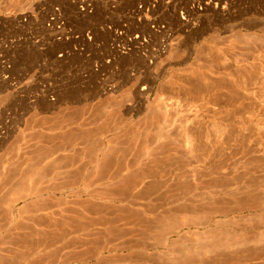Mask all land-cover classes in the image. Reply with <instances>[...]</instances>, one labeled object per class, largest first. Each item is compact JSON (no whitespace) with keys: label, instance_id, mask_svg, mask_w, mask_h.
<instances>
[{"label":"rangeland","instance_id":"rangeland-1","mask_svg":"<svg viewBox=\"0 0 264 264\" xmlns=\"http://www.w3.org/2000/svg\"><path fill=\"white\" fill-rule=\"evenodd\" d=\"M96 38L108 41V76L106 52L92 53ZM260 38L264 0H0V264H205L206 258L212 264H264L263 173L240 172L241 192L228 197L232 206L227 198L218 202L226 215L183 214L173 219L178 223L167 222L164 234L151 236L141 210L161 193H140L156 174L179 164L154 168L162 151L145 160L138 154L147 136L185 141L186 128L198 120L199 137L210 149L202 155L245 162L242 167L264 160ZM71 64L88 70L72 72ZM187 74L191 84L203 78L206 85L196 83L213 85L196 98L186 87ZM224 77L233 91L219 87ZM135 82L140 97L130 94ZM162 85L174 89L169 87L168 107L147 116L145 104L143 114L145 91L154 104ZM215 112L229 120L218 124ZM106 163L108 176H128L142 163L145 178L128 184L108 178L105 192L99 179Z\"/></svg>","mask_w":264,"mask_h":264},{"label":"bare ground","instance_id":"bare-ground-1","mask_svg":"<svg viewBox=\"0 0 264 264\" xmlns=\"http://www.w3.org/2000/svg\"><path fill=\"white\" fill-rule=\"evenodd\" d=\"M238 39V38H237ZM258 39V38H257ZM256 39V40H257ZM261 39V38H260ZM259 39V40H260ZM263 39V38H262ZM261 39V40H262ZM264 40V39H263ZM261 41V42H263L264 43V41ZM254 41V40H253ZM252 41V42H253ZM248 42V41H247ZM246 42V44H248ZM257 42V41H256ZM255 41H254V43H256ZM260 42V43H261ZM254 43H253V45H254ZM258 43V42H257ZM249 44H251L252 45V43L250 42ZM256 45V44H255ZM234 48V47H233ZM211 50V49H210ZM209 50V51H210ZM211 51H213V48H212V50ZM210 53H212V52H210ZM213 53H215L214 51H213ZM216 55V54H215ZM214 55V56H215ZM221 55V54H220ZM213 56V55H212ZM216 57V56H215ZM217 57H218V55H217ZM233 57V56H232ZM231 58V57H230ZM234 58V57H233ZM216 59V58H215ZM219 58H217V60H216V62H217V64H219L220 65V63H218L219 62V60H218ZM223 58H221L220 59V61L222 60ZM212 60V59H211ZM230 60V59H229ZM232 61V60H231ZM208 63H213V62H208ZM236 63V62H235ZM214 64V63H213ZM216 64V65H217ZM222 65V66H221ZM220 66L221 67H223V66H225V65H223V63L221 64ZM210 66L212 67L213 65H211L210 64ZM206 68H207V70L209 69L207 66H205ZM216 67V66H215ZM221 67H219V68H221ZM228 67V66H227ZM252 68H255L256 69V67H257V65H256V67L254 66H251ZM251 68V69H252ZM260 67H257V70L259 69ZM196 69V68H195ZM205 69V68H204ZM216 69H218V68H216ZM250 69V70H251ZM205 70V72H207V73H204V74H209L210 72H208V71H211V70ZM227 70V69H226ZM201 71H203V70H201ZM217 71V70H216ZM220 71V70H219ZM259 71V70H258ZM192 72V71H191ZM197 72V71H196ZM196 72H193V73H195V75L197 74ZM199 72V71H198ZM204 72V71H203ZM213 72V71H212ZM223 72H225L224 70H223ZM257 72V71H256ZM189 73V72H188ZM202 73V72H201ZM217 73V72H216ZM230 73V72H229ZM257 73H259V72H257ZM225 74H226V72H225ZM245 74V73H244ZM198 75H199V73H198ZM202 75V74H201ZM200 75V76H201ZM212 74L210 73V76H211ZM214 75H215V73H214ZM213 75V77L211 76V78H215V76ZM227 75H228V73H227ZM255 75V74H254ZM187 77H185L186 79H187V81H186V79H185V81L186 82H188V86H186L187 87V89L190 91V93L189 94H191V95H193V94H196V96H198V97H196V98H200V95H201V93L205 90V89H208L209 87V85L211 86V85H213V83L211 82V81H209L211 84H209L208 86H206V87H203L202 86V84H201V82L204 80L203 78H202V80H200V79H197V80H200L201 82H199L200 84H198V83H196L197 82V80L194 82L193 81V83L191 84V81L189 82L188 80V74L186 75ZM208 76V75H207ZM206 76V77H207ZM218 78H219V80H220V78H221V76L219 75H216ZM141 77V76H140ZM196 78H198L197 77V75L195 76ZM206 77H205V79H206ZM231 78H232V76H230ZM229 77V78H230ZM245 77L247 78V76H246V74H245ZM255 77H258V75H256ZM211 78H209V79H211ZM225 78L226 77H224L223 79H222V83L220 84V86L219 87H221V86H224V85H227V86H224V87H222V88H227L228 87V85H229V88H228V91L230 92V90H234V83L232 84V83H227V82H224L223 83V81H226L227 79H228V77L226 78V80H225ZM135 79V81L137 82V79H139L138 77H136V78H134ZM215 79H217V78H215ZM249 79V78H248ZM246 80V82H248L249 80ZM258 80H259V78H257ZM256 79V80H257ZM133 80V79H132ZM178 80V79H177ZM193 80V79H192ZM256 80H255V82H256ZM131 81V80H130ZM169 81V80H168ZM171 81H173V79L171 80ZM170 81V82H171ZM206 81V80H205ZM212 81H214V80H212ZM216 81H218V79L217 80H215L214 82H216ZM227 81H229V79L227 80ZM239 81V80H238ZM260 81V80H259ZM134 83L135 84V86H134V88L133 87H131V88H133V89H131V91H130V94L132 95V94H134L136 97H140V94H142L143 95V92H141V91H139V87L137 86V83ZM169 82V83H170ZM204 82V81H203ZM208 82V81H207ZM207 82H204L203 84L204 85H206L205 83H207ZM231 82H233L232 80H231ZM249 82H251V81H249ZM168 83V84H169ZM176 83H178V81L176 82ZM237 83V82H236ZM239 83V82H238ZM133 84V85H134ZM186 84V83H185ZM215 84V83H214ZM224 84V85H223ZM254 84V83H253ZM256 85H257V83H255ZM260 84V83H259ZM258 84V85H259ZM172 85V84H171ZM170 85V86H171ZM216 85V84H215ZM215 85H214V87H215ZM257 85V86H258ZM263 84L261 83V86H262ZM170 86H167V87H164V85H162L161 87H160V89H161V92H159L160 91V89H159V94H157L158 96L156 97V99H155V103L154 104H150V97H151V94H150V92H146L145 91V93H144V95H145V100L144 101H142L143 102V105H142V107L140 108V111H141V109L145 106V104H149L148 105V108L146 109V115L148 116V114L150 113V112H159V110H162L163 108H162V106H167V105H169V103L167 104V102L168 101H170L172 98L170 97V95L172 94H170V92H169V87ZM173 87H174V85H172ZM172 86L170 87V90H171V88H172ZM243 86H246V85H243ZM177 87V86H176ZM180 86H178V88H179ZM182 87H183V85H182ZM185 87V86H184ZM247 87V86H246ZM258 87H260V85L258 86ZM257 87V88H258ZM183 89L184 88H182V90H181V92H183L184 93V91H183ZM213 89V88H212ZM215 89V88H214ZM218 88H217V86H216V90H217ZM221 89V88H220ZM129 90V89H128ZM172 90H174L173 88H172ZM184 90H186V88L184 89ZM264 90V89H263ZM262 90V91H263ZM188 91V92H189ZM207 91V90H206ZM205 91V92H206ZM208 91H210V89L208 90ZM211 91H213V90H211ZM215 91V90H214ZM214 91H213V93H214ZM249 91V90H248ZM186 92H187V90H186ZM224 92V91H223ZM236 93V92H235ZM238 93V92H237ZM235 94V95H240V93L239 94ZM258 93H260V92H258ZM185 94V93H184ZM198 94V95H197ZM220 94H222V93H220ZM219 94V97L221 96ZM231 94V93H230ZM141 95V96H142ZM173 95V94H172ZM187 95V94H186ZM203 93H202V95H201V97H203ZM213 95V94H212ZM216 94H214V96H215ZM224 95V94H223ZM130 96V95H129ZM162 96H163V98H162ZM190 96V95H189ZM214 96H212V98H215ZM230 97H232L231 95H229ZM234 96V95H233ZM242 96V95H241ZM256 96V95H255ZM194 96H191V98H193ZM206 97V99H207V96H205ZM209 97V96H208ZM216 97H217V95H216ZM219 97H217V98H219ZM236 97V96H235ZM254 97V96H253ZM187 98H189V97H187ZM186 98V100L187 101H189L188 99ZM217 98H215V100L217 99ZM234 98V97H233ZM190 99V98H189ZM220 99V98H219ZM216 100L217 102L219 101V103L220 104H222L221 102H220V100ZM185 100V102L187 103V101ZM201 100V99H200ZM230 100V99H229ZM239 100V99H238ZM175 101V100H174ZM205 101V100H204ZM215 101V102H216ZM264 101V100H263ZM191 102H193V103H195L194 101H191ZM208 102H209V100H208ZM214 102V101H213ZM214 102V103H215ZM216 102V103H217ZM175 103V102H174ZM210 103H211V101H210ZM215 103V104H216ZM264 103V102H263ZM176 104H178L177 102H176ZM212 104V103H211ZM219 104V105H220ZM141 105V104H140ZM193 105V104H192ZM192 105H191V110L193 109V107H192ZM208 105H209V103H208ZM214 105V104H213ZM218 104H217V106H219ZM172 106V105H171ZM217 106H216V108H217ZM224 105H222V107H223ZM262 106V105H261ZM264 106V105H263ZM168 107V106H167ZM179 107H181V106H179ZM162 108V109H161ZM198 108H199V106H198ZM210 108V107H209ZM262 108V107H261ZM133 109V108H132ZM222 109V108H221ZM256 109H257V107H256ZM255 109V110H256ZM263 109V108H262ZM145 110V109H144ZM169 110V109H168ZM213 110V109H212ZM212 110H211V112H212ZM214 110H215V108H214ZM254 110V111H255ZM260 110V109H259ZM139 111V112H140ZM198 111H199V109H198ZM206 111V110H205ZM142 112V111H141ZM147 112H148V114H147ZM151 113L150 115H152V114H154V116L157 114V113ZM225 112V111H224ZM224 112H223V114H222V116H220V115H218L219 113H216L215 112V114H213V115H215V117H219L218 119L220 120V121H218V124H219V122H221V121H228L229 119V116H227V115H225L224 114ZM233 112V111H232ZM143 113V112H142ZM160 113V112H159ZM208 113V112H207ZM144 114V113H143ZM209 114V113H208ZM212 114V113H211ZM256 114H258V113H256ZM146 115H144V117L146 116ZM149 115V116H150ZM161 115V114H160ZM218 115V116H217ZM259 115V114H258ZM154 116H150L152 119L153 118H155ZM149 117V118H150ZM212 117V116H211ZM214 117V116H213ZM233 116H231V118H232ZM151 118H150V120H151ZM207 118V117H206ZM146 119H148V117L146 118ZM200 119V118H199ZM209 119V118H208ZM213 119V118H212ZM212 119H209V122L210 121H213ZM217 119V120H218ZM248 119V118H247ZM157 120H159V119H157ZM250 120V119H249ZM148 122H150L149 121V119L147 120ZM153 121H156V120H153ZM203 121H205V120H203ZM193 122H194V120H193ZM195 122H198L197 124L195 123ZM194 123H192V124H190L189 126H188V128H186V130H185V134H186V136H187V138H186V140L185 141H183V140H181V138L180 139H169V138H167V137H165L164 135V137L161 135V136H157V137H155L156 139H151L149 136H147L146 138H145V140L143 139V141L141 140L140 142H142V143H139V145H140V147H139V149H138V154L141 156V158L143 159V160H145V159H148V158H150L151 156H153V155H157V152L159 151V154H160V151H162L161 153H163V154H165V156L162 158V157H160V158H162V159H159V156L157 157L158 159H157V161L156 160H154L155 162H153V164L155 165H152V167H162V168H166V167H168V166H170L169 164H171L172 162V160L173 161H175L174 162V165H176V164H179L178 166H177V168L175 169V170H171L170 168H169V170H164V171H162L161 173H158V174H156L155 175V177L153 178V181H152V183L147 187V188H145L143 191H141V193H140V196H145V197H149V196H151V194H153V193H158V194H160V195H158L157 196V199L155 200V202L154 203H151V204H149V207L147 208V209H142L141 210V213H142V217H141V222H142V225H143V227H144V232H146L147 234H151V233H154V235L156 236V234L158 235V234H161L162 233V231H164L163 230V228L165 227V225L166 224H168L167 222L168 221H171L172 220V222L171 223H173V219H175V218H177V217H179L180 215H183V214H189V213H194V212H209L210 213V215L212 216V219H214L215 217H217V216H219V215H223L224 213H225V215H226V209L224 210L221 206H219L218 204H221V203H218L221 199H222V202L223 201H225V200H223V198H227V200H229L228 199V197H233L235 194H239V191H240V188H241V183H242V181H241V179L240 178H242L241 176H240V172L241 171H243V173L245 174V175H251V174H258V173H263L264 174V160H261L260 159V161H255V163H253V165L254 166H252V167H249V166H247V167H242L244 164H246L243 160H242V162H244V164H242L241 165V163L239 164H229V162H227V161H225V160H214V159H212V157L211 158H207L206 156H204L205 154L204 153H202L203 151L204 152H207V150L209 149V147H208V145H206L205 146V140L203 141V140H201V137H199V134H202L203 135V131H202V125H201V121H195ZM208 122V121H207ZM202 123H204V122H202ZM211 123V122H210ZM222 123H224V122H222ZM221 123V124H222ZM155 124V123H154ZM156 124H157V122H156ZM189 124V123H188ZM199 124L201 125V126H199ZM205 124V123H204ZM209 124V123H208ZM248 124V123H247ZM251 124V123H250ZM210 126L212 125V123L211 124H209ZM223 125H225V127H226V124H223ZM229 124H227V126H228ZM264 125V122H263V124L261 125V127ZM186 126V125H185ZM184 126V127H185ZM214 125H212V127H213ZM253 126V125H252ZM183 127V128H184ZM207 127V126H206ZM249 127V126H248ZM205 128V127H204ZM215 128V130H216V132L217 133H219V132H223L222 130L221 131H219V130H217L216 129V127H214ZM213 128V129H214ZM229 128V127H228ZM247 128V127H246ZM251 128V127H250ZM256 128V127H255ZM105 129V128H104ZM179 128H177L176 129V132L177 131H179L178 130ZM225 129V128H224ZM231 129V128H230ZM248 129V128H247ZM208 130V129H207ZM215 130H211L212 132H215ZM261 131H262V128H261ZM206 132V131H205ZM209 132V131H208ZM211 133V132H210ZM229 133V132H228ZM212 134V133H211ZM230 134H233L232 132L230 133ZM230 134H228L229 136H230ZM261 134V133H260ZM263 135H264V132L262 133ZM262 134H261V136H262ZM179 135V134H178ZM177 135V136H178ZM213 135V134H212ZM215 135V134H214ZM217 135V134H216ZM226 135V134H225ZM227 135V136H228ZM235 135V134H234ZM254 135V134H253ZM201 136V135H200ZM222 136V133L219 135V137H221ZM255 136H256V134H255ZM170 137V136H169ZM176 137V136H175ZM203 137V136H202ZM208 137V136H207ZM212 137H214V136H212ZM252 137V136H251ZM185 138V137H184ZM204 138V137H203ZM216 138V137H215ZM213 139V138H212ZM222 139V138H221ZM223 139H224V137H223ZM258 140V139H257ZM256 140V141H257ZM202 141L204 142V143H202ZM209 141V140H208ZM255 141V140H254ZM264 142V141H263ZM262 142V143H263ZM215 144V143H214ZM213 144V145H214ZM216 146V145H215ZM264 146V145H263ZM216 148H218V147H216ZM258 149H259V147H257ZM261 148V147H260ZM211 149H213V148H211ZM262 149V148H261ZM210 150V149H209ZM239 150V149H238ZM260 150V149H259ZM156 151V153H154ZM254 152L256 151V150H253ZM264 151V150H263ZM201 153V154H200ZM208 153H209V151H208ZM208 153H206V154H208ZM213 153V152H212ZM211 153V154H212ZM242 153V152H241ZM245 153V152H244ZM249 153V152H248ZM261 153V152H260ZM162 154V155H163ZM202 154H204V155H202ZM215 154V152L213 153V155ZM161 155V154H160ZM216 156H217V151H216ZM233 156V155H232ZM252 156V155H251ZM256 156H257V154H256ZM234 158L236 157V156H233ZM244 157H247V156H244ZM253 157V156H252ZM214 158V157H213ZM227 158V157H226ZM242 158V157H241ZM254 158V157H253ZM225 159V158H224ZM243 159V158H242ZM249 161V160H248ZM145 162V161H144ZM171 162V163H170ZM247 162V161H246ZM250 162H252V161H250ZM146 164H148L149 162H145ZM140 165H142L141 167H143L144 165L142 164V163H140ZM139 166V165H138ZM128 167V166H127ZM132 167H133V165H132ZM141 167H139V171L137 170V171H132V173L131 174H129L128 176H126V175H120L119 173L117 174V173H114V174H111V175H109L108 176V178L111 180V182H109V183H112V179H118V180H120V182H122V183H124V184H128V182L130 181V180H136V179H138V180H140V179H142V178H145L144 176H141L142 175V173L140 174V169H141ZM146 167V166H145ZM151 167V168H152ZM144 168V167H143ZM147 168V167H146ZM145 168V170H149V169H151L150 167L149 168H147L146 169ZM173 169V168H172ZM133 170H136V168L135 169H133ZM145 170H143V171H145ZM242 173V174H243ZM122 174V173H121ZM126 176V177H125ZM253 176V175H252ZM256 176L257 175H255V176H253L252 178H256ZM257 179V178H256ZM253 180V179H252ZM250 181V180H249ZM257 181V180H256ZM261 187H262V189H263V192H264V181L262 182V185H261ZM261 190V189H260ZM262 191V190H261ZM241 192V191H240ZM237 194V195H238ZM264 196V195H263ZM236 198V197H235ZM160 201V203H158V201ZM233 200V199H232ZM236 200V199H235ZM168 202H171L170 204L168 203ZM230 204H231V206H232V203L230 202V200L228 201ZM227 202V203H228ZM168 203V204H167ZM237 204V203H236ZM236 204H235V206H236ZM234 206V205H233ZM234 206V208H237V206L235 207ZM260 207V206H259ZM262 207V206H261ZM260 207V208H261ZM238 208H239V206H238ZM240 208H242V207H240ZM239 208V209H240ZM256 208H257V206H256ZM263 208V207H262ZM238 209V210H239ZM237 210V211H238ZM244 210V208H242V211ZM239 211H241V210H239ZM228 212H229V210H228ZM224 215V216H225ZM219 218V217H218ZM178 220V219H177ZM217 220H219V219H217ZM221 220V219H220ZM179 221V220H178ZM207 221V220H206ZM175 222V221H174ZM177 222V221H176ZM175 222V223H176ZM178 223V222H177ZM212 223V222H211ZM221 223V222H220ZM219 223V225H221ZM189 224H194V226H195V223H189ZM188 224V225H189ZM213 224H214V222H213ZM218 224V223H217ZM171 225V224H170ZM183 226H185L186 225V223H183L182 224ZM181 225V226H182ZM204 224H203V222H202V226H203ZM187 227H189V226H187ZM209 227V226H208ZM218 227V226H217ZM203 228V227H202ZM201 228V229H202ZM179 229V228H178ZM189 229V228H188ZM192 229V228H191ZM177 230V229H176ZM171 232H173V230L171 231ZM170 231H169V233H171ZM184 232V231H183ZM162 234H164V233H162ZM170 235H173V233H171ZM151 236H153L152 234H151ZM179 236V235H178ZM182 236V235H181ZM220 251V250H219ZM213 252H215V251H213ZM234 252V251H233ZM219 253V252H218ZM218 253H217V256H219L218 255ZM226 254V253H225ZM221 255V254H220ZM222 256V255H221ZM224 256V255H223ZM227 256V255H226ZM211 257V256H210ZM209 257V258H210ZM212 258V257H211ZM215 258V257H214ZM215 259H217V258H215ZM224 259V258H223ZM218 260H220V256H219V259ZM217 260V261H218ZM222 260V259H221ZM224 260H227V259H224ZM191 262H193V261H191ZM200 262V261H199ZM188 263V262H187ZM187 263H185V264H187ZM189 264V263H188ZM205 264H212V261H210L209 259H207L206 258V260H205Z\"/></svg>","mask_w":264,"mask_h":264},{"label":"crops","instance_id":"crops-1","mask_svg":"<svg viewBox=\"0 0 264 264\" xmlns=\"http://www.w3.org/2000/svg\"><path fill=\"white\" fill-rule=\"evenodd\" d=\"M91 47L93 48L92 53L94 56L100 55L103 50L106 52L107 56H106V60L104 61L103 69L107 73V76H108V41L102 42L101 40H98L96 38V40L92 43ZM71 52L72 51H68L66 54L68 55L69 53L70 54L74 53V51H73V53H71ZM70 68H71L70 71H72V72L73 71H80V70H88V68L85 66V64H83V65L81 64L80 66L71 64ZM104 106H105V108H104L105 112L108 114V104H106ZM106 119H108V115H107ZM106 159L108 160V154H106ZM101 169L103 170V172L101 174L102 177H100V179H99V183L103 182L105 185L104 191L108 192V163L102 165ZM106 264H107V262H106Z\"/></svg>","mask_w":264,"mask_h":264}]
</instances>
